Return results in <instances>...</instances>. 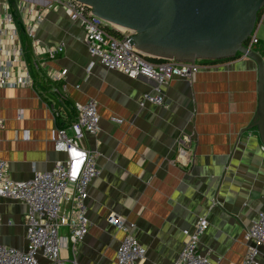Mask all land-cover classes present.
Wrapping results in <instances>:
<instances>
[{
    "label": "crops",
    "instance_id": "obj_1",
    "mask_svg": "<svg viewBox=\"0 0 264 264\" xmlns=\"http://www.w3.org/2000/svg\"><path fill=\"white\" fill-rule=\"evenodd\" d=\"M16 15L21 21L25 14ZM253 33L264 61V10ZM36 36L41 47L62 44V51L54 58L36 56L33 84L0 85V160L7 162L10 178L26 180L34 170L65 159L51 136L74 120L76 102L95 100L100 116L96 134L80 141L99 170L84 198L88 233L75 251L61 252L65 263L116 264L125 232L107 222L110 214L134 225L132 234L146 248L140 264H173L182 231L192 230L199 217L208 221L199 238L201 254L215 264L240 262L245 228L264 207V146L256 128L239 136L258 117L255 62L241 55L210 63L189 78L159 83L99 62L87 70L91 58L83 30L63 10L46 11ZM62 69L67 72L57 80L60 86L51 81L49 87L55 104L39 83ZM145 93H160L163 104L141 106ZM70 207L63 201L61 211ZM26 211L23 202L0 198V244L25 248ZM60 233L67 234V228ZM259 251L264 264V244Z\"/></svg>",
    "mask_w": 264,
    "mask_h": 264
},
{
    "label": "built area",
    "instance_id": "obj_2",
    "mask_svg": "<svg viewBox=\"0 0 264 264\" xmlns=\"http://www.w3.org/2000/svg\"><path fill=\"white\" fill-rule=\"evenodd\" d=\"M14 5L16 12L25 14L21 22L25 36L31 41L35 67L38 65L36 56L39 54L54 58L62 51V44L44 48L37 40V29L43 14L49 10H63L71 21L81 26L83 40L91 58L87 70L99 62L109 70L133 78L143 75L159 83H166L175 77L189 78L211 63L206 59H195L193 62L174 59L150 61L148 55L129 43L131 31L116 27L94 15L89 5L78 0H15ZM109 28L118 31L120 35H115ZM257 41L253 33L246 46L251 49ZM66 72L67 69H62L50 75V78L60 80ZM31 84L33 78L25 59L19 26L10 12L8 1L0 0V85ZM146 102L161 105L164 99L160 93H145L140 105ZM74 109V120L66 127H56L51 136L54 150L65 153L64 160L55 162L48 170H34L26 180L10 178L7 162L0 160V198L19 200L27 208L26 246L20 250L0 244V264H40V258L52 264H66L61 252L67 247L75 251L77 244L88 233L90 222L84 198L99 170L94 154L82 147L80 141L85 134H96L100 116L97 102L93 99L85 103L76 102ZM111 120L118 123L122 121L118 117H112ZM183 141L188 142L189 139L184 137ZM63 201L71 204L67 212L61 211ZM107 222L125 232L116 251V264H140L146 248L132 234L130 229L134 225L127 226L123 218L113 214L107 217ZM207 226V219L199 217L192 230L182 231L183 242L173 264H215L198 249L199 238ZM62 227L67 228V234L60 233ZM243 240L246 251L242 260L236 264H260L259 246L264 244V207L245 228ZM72 263L77 264L75 260Z\"/></svg>",
    "mask_w": 264,
    "mask_h": 264
},
{
    "label": "water",
    "instance_id": "obj_3",
    "mask_svg": "<svg viewBox=\"0 0 264 264\" xmlns=\"http://www.w3.org/2000/svg\"><path fill=\"white\" fill-rule=\"evenodd\" d=\"M20 29L24 27L7 0ZM94 15L132 32L129 43L150 57L190 61L233 58L238 53L257 66V120L239 136L256 128L264 146V61L246 46L264 0H78ZM238 136V138H239Z\"/></svg>",
    "mask_w": 264,
    "mask_h": 264
},
{
    "label": "trees",
    "instance_id": "obj_4",
    "mask_svg": "<svg viewBox=\"0 0 264 264\" xmlns=\"http://www.w3.org/2000/svg\"><path fill=\"white\" fill-rule=\"evenodd\" d=\"M263 10H264V6L259 10V12L257 13V22L256 24L258 23L262 13H263ZM256 26V25H255ZM110 31H112L113 33H115V35H120V33L116 30H114L113 28H109ZM20 37H21V42H22V46L25 50V59L29 65V68H30V74L33 78V82L36 81V77L38 75V72L36 69H38L37 67L34 66V63H32V57H33V52H32V46H31V41L29 38H27L24 34V32L22 30H20ZM241 56L239 53L234 57H239ZM148 60L150 61H163V59L161 58H152V57H147ZM226 59H230V58H224V59H219V60H210L209 62L211 63H216L218 61H223V60H226ZM51 81H53L52 83L55 84L57 87L60 86V82L59 81H54V80H51L50 78H47V80L43 83V82H40V86H41V89L44 90V92L42 94H44L45 97H49L50 99H54L55 101V104H58L59 102L56 100V98H54V95L52 92L49 91V87H50V83ZM59 89V88H58Z\"/></svg>",
    "mask_w": 264,
    "mask_h": 264
},
{
    "label": "rangeland",
    "instance_id": "obj_5",
    "mask_svg": "<svg viewBox=\"0 0 264 264\" xmlns=\"http://www.w3.org/2000/svg\"><path fill=\"white\" fill-rule=\"evenodd\" d=\"M38 58H46V55L45 54H39Z\"/></svg>",
    "mask_w": 264,
    "mask_h": 264
},
{
    "label": "bare ground",
    "instance_id": "obj_6",
    "mask_svg": "<svg viewBox=\"0 0 264 264\" xmlns=\"http://www.w3.org/2000/svg\"><path fill=\"white\" fill-rule=\"evenodd\" d=\"M14 20H15V18H14ZM16 21V20H15ZM119 28H121V27H119ZM247 42V41H246ZM150 57V56H149ZM152 58H156V57H152ZM234 58V57H233ZM162 59V58H161ZM217 60H219V59H217Z\"/></svg>",
    "mask_w": 264,
    "mask_h": 264
}]
</instances>
